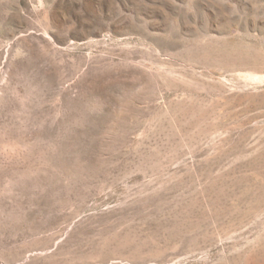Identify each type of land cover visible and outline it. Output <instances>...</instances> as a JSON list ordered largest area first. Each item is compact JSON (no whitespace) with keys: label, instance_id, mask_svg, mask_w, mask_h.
I'll return each mask as SVG.
<instances>
[{"label":"rangeland","instance_id":"obj_1","mask_svg":"<svg viewBox=\"0 0 264 264\" xmlns=\"http://www.w3.org/2000/svg\"><path fill=\"white\" fill-rule=\"evenodd\" d=\"M0 264H264V0H0Z\"/></svg>","mask_w":264,"mask_h":264},{"label":"bare ground","instance_id":"obj_2","mask_svg":"<svg viewBox=\"0 0 264 264\" xmlns=\"http://www.w3.org/2000/svg\"><path fill=\"white\" fill-rule=\"evenodd\" d=\"M146 209V208H145ZM133 223V222H132ZM161 226V225H160ZM141 229V228H140ZM136 231V230H135ZM151 231V230H150ZM133 231H131V233H132ZM105 234V233H104ZM114 234V233H113ZM134 234V233H133ZM133 236V235H132ZM135 236V235H134ZM136 236H137V234H136ZM104 237V236H103ZM139 237H141V236H139ZM11 238V237H10ZM142 239V238H141ZM103 241V243L101 244L103 247H107L108 248V246H110V245H112V244H114L116 247H114L115 248V250H123V249H135V250H138V249H140L141 247H142V244H143V242H142V244H141V242H139V243H137V241L135 240V239H133L132 237H131V235H130V233H115L114 235H112V236H110V237H107V239H104V240H101V242ZM143 241V240H142ZM92 242V241H91ZM94 242V241H93ZM100 241H99V243H101ZM45 244V243H44ZM95 244V243H94ZM145 244V243H144ZM98 245V244H97ZM100 245V246H101ZM113 245V246H114ZM35 246H36V244H35ZM91 247V246H90ZM98 247V246H97ZM112 247V246H111ZM110 248V247H109ZM103 249V248H102ZM102 249H99V252H101L100 250H102ZM110 249H112V248H110ZM142 249V248H141ZM141 249H140V251H141ZM96 250V249H95ZM20 251V250H19ZM94 251V250H93ZM104 251V250H103ZM113 251H114V249H113ZM98 252V253H99ZM127 252H129V251H127ZM19 253V252H18ZM72 253V252H71ZM96 253V252H95ZM95 253H94V255H95ZM104 253V252H103ZM115 253V252H114ZM126 253V252H125ZM142 253V252H141ZM107 254H108V252H107ZM118 254V253H117ZM137 254H138V252H137ZM137 254H135V257H136V255ZM14 255H15V253H14ZM80 255V254H79ZM93 255V254H92ZM97 255V254H96ZM100 255V254H99ZM131 256V255H130ZM133 256V255H132ZM131 256V257H132ZM98 257V256H97ZM106 257V256H105ZM102 258V257H101ZM104 258V257H103ZM133 258V257H132ZM139 258V257H138ZM81 259V258H80ZM90 259V258H89ZM93 259V258H92ZM11 260V259H10ZM95 260V259H94ZM135 260V259H134ZM9 261V260H8ZM83 262V261H82Z\"/></svg>","mask_w":264,"mask_h":264}]
</instances>
